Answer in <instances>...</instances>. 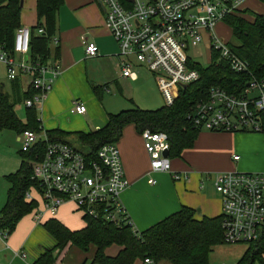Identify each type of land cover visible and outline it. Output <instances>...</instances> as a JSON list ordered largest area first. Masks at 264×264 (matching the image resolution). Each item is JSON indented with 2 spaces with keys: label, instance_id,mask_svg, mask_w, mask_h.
<instances>
[{
  "label": "built area",
  "instance_id": "1",
  "mask_svg": "<svg viewBox=\"0 0 264 264\" xmlns=\"http://www.w3.org/2000/svg\"><path fill=\"white\" fill-rule=\"evenodd\" d=\"M103 7L104 25L118 44V66L121 78L136 79L134 63L147 70L156 82L164 105L171 106L180 89L196 82L197 62L188 53L198 48L206 34L208 50L226 62L232 72L248 73L249 64L236 56L228 43L213 32L224 18L235 14L244 0H99ZM43 34V29H37ZM31 28L20 26L13 39V55L0 48V63L6 77L12 81L25 79L23 91L32 88L35 94L22 103L24 108L42 105L60 72L56 62L47 65L28 62ZM57 46L56 36L50 39ZM85 55L94 58L98 49L94 43L83 41ZM27 57L24 61L23 58ZM17 58H19L17 60ZM134 60V62L132 61ZM199 64V63H198ZM85 106L73 101L71 113L83 115ZM264 75L250 79L240 96L227 94L218 87L208 90L207 98L195 104L187 116L195 128L210 132L264 131ZM153 172H167L174 181L186 175L171 171L168 136L146 129L140 134ZM21 151L33 152L31 180L34 183L24 194L33 202L34 223L41 224L46 216L54 217L58 210L70 204L81 219L95 220L122 228L132 222L121 201L128 187L120 153L114 143L102 145L96 160H89L70 143L49 141L46 133L24 131ZM43 143V149H39ZM237 160L238 157L233 158ZM149 184H154L152 179ZM213 186L221 199V232L224 244H250L264 231V173L223 172L213 177ZM6 240V231L0 232ZM25 258L23 252L19 253ZM57 264V263H55ZM142 264H154L146 258ZM259 264V263H256Z\"/></svg>",
  "mask_w": 264,
  "mask_h": 264
},
{
  "label": "crops",
  "instance_id": "2",
  "mask_svg": "<svg viewBox=\"0 0 264 264\" xmlns=\"http://www.w3.org/2000/svg\"><path fill=\"white\" fill-rule=\"evenodd\" d=\"M263 11L264 8L257 12ZM36 24V0H23L20 26L33 28ZM56 38L59 53L56 63L60 72L38 110L45 131L60 130L70 135L88 133L103 127L107 115L118 113V109L127 110L134 105L143 110L154 107L144 101L146 87L155 90L153 77L147 70L151 77L134 63L136 79L120 77L119 47L104 25L103 10L96 0H63L57 16ZM83 41L96 45V57L85 55ZM20 80L22 88L25 87V79ZM12 81L7 79L5 66L0 63V85L8 92ZM73 101L85 106V114L71 113ZM3 132H0V138ZM242 133L201 130L191 148L183 150L180 157L170 159L171 171L186 175V178L174 181L170 173L151 171L140 134L133 125L125 126L115 145L129 184L121 194V201L133 229L143 232L182 207L192 209L197 220L219 217L221 199L213 186L215 174L232 171L264 173V133ZM15 136L21 142L20 136ZM3 152L7 159L0 161L1 186L5 182L4 176L16 169L6 148ZM235 156L237 160L233 159ZM150 179L154 184L148 183ZM7 188L3 185L0 189V210ZM75 216L78 222L71 219ZM51 218L71 231L84 227L83 220L70 204L62 206L56 216H46L41 224L34 223L32 215H26L6 240L0 237V264H33L46 250L52 249L55 241L42 226ZM81 221V228L75 223L70 224ZM73 249L69 246L61 264L86 263L87 259L82 261L80 251L75 250L72 254ZM20 252L25 254L24 259L19 256ZM93 258L94 253L91 262Z\"/></svg>",
  "mask_w": 264,
  "mask_h": 264
},
{
  "label": "trees",
  "instance_id": "3",
  "mask_svg": "<svg viewBox=\"0 0 264 264\" xmlns=\"http://www.w3.org/2000/svg\"><path fill=\"white\" fill-rule=\"evenodd\" d=\"M23 0H0V48L13 55V39L20 27ZM264 6V0H259ZM63 0H36L37 24L31 28L28 62L47 65L59 58L58 45L52 47L50 39L56 36L57 16ZM232 31L233 43L227 42L230 50L249 64L248 73L232 72L228 64L219 60L216 53L210 54L206 67L196 63L193 68L199 79L180 89L171 106L155 110H143L137 106L107 115V123L98 130L75 133L73 136L89 160H96L98 149L108 143H116L127 125H133L141 134L143 130L162 132L168 136L169 158L180 157L185 149L193 146L200 129L191 125L188 114L196 103L207 98L208 90L218 87L227 94L240 96L250 79L264 75V12L238 10L223 20ZM43 29L38 34L37 29ZM95 91L96 89L93 88ZM36 91L31 87L23 91L19 77L11 83L10 91L0 85V132L42 131L38 111L24 108V121L15 112L16 106L31 98ZM264 121V118H263ZM49 141L67 142L70 135L60 130L45 132ZM264 133V131H263ZM69 143V142H67ZM39 149L44 144L39 143ZM33 152L23 153L19 168L4 176L8 185L6 198L0 210V232L11 234L17 223L31 215L36 204L24 200L25 192L34 184L31 180V162L36 160ZM192 209L182 207L143 232L134 233L129 226L116 228L99 221L82 219L84 227L71 231L60 221L51 218L43 223L46 233L53 238L55 246L46 250L33 264H55L57 254L66 246L87 251L94 247L91 264H142L148 258L154 264H210L212 249L222 241L221 216L197 220ZM117 245L120 250L114 257L104 254L105 249ZM264 231L248 248L236 264H264Z\"/></svg>",
  "mask_w": 264,
  "mask_h": 264
},
{
  "label": "rangeland",
  "instance_id": "4",
  "mask_svg": "<svg viewBox=\"0 0 264 264\" xmlns=\"http://www.w3.org/2000/svg\"><path fill=\"white\" fill-rule=\"evenodd\" d=\"M262 8H264V6L259 0H244L240 5L239 10L240 11L247 10V11H251L253 13H260L257 11L261 10ZM213 32L218 39H221L224 42H231V43L234 42V40L232 39L231 28L227 24H224V23L217 24L214 27ZM208 44H209V39H208L207 35L205 34L203 37V41L199 45V47L195 48V49H190V51L188 53V56L193 61L199 63L203 67H206L210 64V51L208 50ZM132 61L134 62L133 59H132ZM141 69L145 75L151 77L150 74L144 68H141ZM151 81L154 85L155 90H151L149 87H146V89L144 91V96H145L144 101H146V103L148 104L149 107H151V106H154V107H152L150 109L147 108L146 110H155V109L164 105L162 95L158 90V87L156 85L155 80L151 79ZM3 83H5V82H3ZM130 108H132V107L129 106V109ZM118 110L119 111L126 110V108L118 109ZM119 111H117V112H119ZM15 112H16L18 118L20 120L24 121L25 109H24L23 104L16 106ZM38 117L40 118L39 115H38ZM41 126H43V122L41 123ZM45 128L46 127H44V126L42 127L43 133L46 132ZM240 133L244 134L242 132H240ZM245 133L254 134L252 132H245ZM260 133L262 134V132H260ZM255 134H259V133H255ZM1 135H2V137L0 138V161L1 160L3 161V159L4 160L7 159V158H5V154L3 152V149L6 148V151H8L7 154L10 155L11 159L15 162V166H16L15 170H17L19 168L20 160H21V142L17 141L15 135H19V136H21V135L15 133V132H12V131H4ZM66 140L75 148H78V149L80 148V146L75 141V138L73 135H69L66 138ZM176 158H178V157H176ZM173 159H175V158H173ZM251 173H255V172H251ZM3 185L5 187L8 186L6 182H3L2 186ZM2 186L0 184V189ZM71 219L73 221L78 222L76 216L71 217ZM77 222H71L70 224L73 225L75 223L79 228H81L83 226L82 221L79 223H77ZM247 248H248V244H220V245H217L212 249V252L210 253L209 263L210 264H236L240 260V258L242 257L243 253L245 252V250ZM68 249H69V246H66L65 248H63L62 250H60L58 252L59 254L57 253L58 264H61L60 261ZM75 250L77 251V253H79V251H80L81 255L83 254L82 261L85 258L87 259L85 264H91L90 259L94 253L93 247L88 249V251H86V252H83V251H81V249L74 247V249L72 250L73 251L72 254L74 253ZM119 250H120V248L117 245H112V246L108 247L107 249H105L104 254L106 256H113L114 257L115 255L118 254Z\"/></svg>",
  "mask_w": 264,
  "mask_h": 264
},
{
  "label": "water",
  "instance_id": "5",
  "mask_svg": "<svg viewBox=\"0 0 264 264\" xmlns=\"http://www.w3.org/2000/svg\"><path fill=\"white\" fill-rule=\"evenodd\" d=\"M98 3H99V5L101 6V3H100V1L99 0H96ZM22 3H23V1H21V3H20V5L22 6ZM102 7V6H101ZM102 10H103V7H102ZM23 60L24 61H26L27 60V57H24L23 58ZM184 88V87H183ZM168 155H169V153L167 152V151H165L164 152V157H168Z\"/></svg>",
  "mask_w": 264,
  "mask_h": 264
}]
</instances>
